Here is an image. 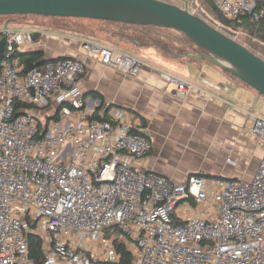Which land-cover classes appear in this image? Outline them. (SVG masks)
<instances>
[{
    "label": "built area",
    "instance_id": "obj_1",
    "mask_svg": "<svg viewBox=\"0 0 264 264\" xmlns=\"http://www.w3.org/2000/svg\"><path fill=\"white\" fill-rule=\"evenodd\" d=\"M210 1L232 23L264 16V0ZM2 39L0 264H35L31 233L43 239L41 264H118L114 240L131 250V264H264V118L252 122L262 155L250 180L191 174L176 182L142 172L136 163L152 149L143 119L124 107L90 105L78 84L84 62L62 57L25 71L15 54L33 33L4 24ZM84 47L126 75L145 66L107 44ZM160 75L180 98L201 92ZM182 205L195 213L184 217Z\"/></svg>",
    "mask_w": 264,
    "mask_h": 264
},
{
    "label": "crops",
    "instance_id": "obj_2",
    "mask_svg": "<svg viewBox=\"0 0 264 264\" xmlns=\"http://www.w3.org/2000/svg\"><path fill=\"white\" fill-rule=\"evenodd\" d=\"M88 21L98 27V33L112 27L100 20ZM6 25L37 33L24 50L42 51L47 59L72 57L84 62L85 72L78 84L90 105L124 107L143 119L152 149L136 163L140 171L158 173L176 182L185 181L191 174L222 182L253 177L262 146L252 136L251 128L254 117L264 118V97L216 65L191 56L163 57L157 48H150L135 56L145 66L136 76H130L88 56L85 42L107 44L96 33L75 31L48 20ZM161 71L195 84L201 92L192 91L180 98L175 86L162 79ZM202 79L223 88L207 87ZM181 210L188 217L196 209L182 205Z\"/></svg>",
    "mask_w": 264,
    "mask_h": 264
},
{
    "label": "water",
    "instance_id": "obj_3",
    "mask_svg": "<svg viewBox=\"0 0 264 264\" xmlns=\"http://www.w3.org/2000/svg\"><path fill=\"white\" fill-rule=\"evenodd\" d=\"M15 14L87 18L173 29L201 49L199 53L187 55L211 62L264 96V59L197 14L174 3L164 0H0V15ZM4 47L5 39H2L0 60ZM55 59L44 57L41 64Z\"/></svg>",
    "mask_w": 264,
    "mask_h": 264
},
{
    "label": "trees",
    "instance_id": "obj_4",
    "mask_svg": "<svg viewBox=\"0 0 264 264\" xmlns=\"http://www.w3.org/2000/svg\"><path fill=\"white\" fill-rule=\"evenodd\" d=\"M164 1L177 4L182 8L191 9L194 14H197L198 16L206 20L205 17L201 13H198L196 10L198 7L197 1H195L197 5L196 9L195 7L188 4V0H164ZM203 2L207 5V9L210 11V13L214 15L215 19L219 21L218 26L213 25L215 28L221 30L223 33L232 37L235 40H238L236 38L237 30H239L238 32H245L249 37V40L247 41L245 46L249 50L259 49L262 52V58L264 59V16L259 20H250L248 17H245L240 23H232L227 17H225L220 11H218L214 7V5L210 0H203ZM0 16L23 17L26 15L15 14V15H0ZM35 16H41V15H35ZM42 17L63 18V17H54V16H42ZM100 21L105 22L110 26L113 25L115 27L103 31L108 36L107 40L113 38L115 40L114 43L127 42V43H134L139 46L153 45L157 49L161 50L163 57L166 56L171 58H176L179 56L180 57L187 56L190 58L191 55H187V53L190 52L196 54L201 51V49L198 48L196 45H194L185 35L173 29L161 28L151 25L140 26V25L126 24V23H120L114 21H105V20H100ZM207 22L210 23V21ZM210 24L212 25V23ZM123 26L132 27L134 29L139 28L142 30V32L138 36L132 35L130 32L122 29L121 27ZM153 31L166 32V35H168V39L164 40L167 37L166 35L161 36L158 39H155L153 36H151V32ZM36 38H37V33L34 32L33 39ZM188 48L190 49L187 50ZM15 57L17 58L19 65L22 66L25 71L36 66H41L42 65L41 60L44 58L42 51H34V50H28L27 52L17 51ZM191 57L195 58L194 56ZM223 71L226 72L225 70ZM226 73L230 77L238 79L229 72ZM238 80L241 81L240 79ZM42 243H43V239L37 234L31 233L29 235V255L30 258L34 260L35 264H41L44 260L45 254L43 252ZM114 245L116 247L117 252L120 255V261L118 264H131L132 262L131 250L125 244L120 243L117 240H114Z\"/></svg>",
    "mask_w": 264,
    "mask_h": 264
},
{
    "label": "rangeland",
    "instance_id": "obj_5",
    "mask_svg": "<svg viewBox=\"0 0 264 264\" xmlns=\"http://www.w3.org/2000/svg\"><path fill=\"white\" fill-rule=\"evenodd\" d=\"M192 0H188V4L195 7H197V12L201 13L205 19L207 21H210V23H212V25L214 26H218V22L214 15L212 13H210V11L207 9V5L203 2V0H197V5L196 2L191 3ZM42 20H48L49 23L52 22V24L55 25H64L67 26L69 29H73L75 31H83V32H87V33H91V34H95L99 37H103L102 39L104 41H106L107 45H110L114 48H119L121 51L128 53L130 55L133 56H137L140 53L143 52V49H150V48H156L153 45H144L140 47H136L133 43H127V42H122L119 45H116L114 43V39L111 38L110 40L108 39V36L105 34V32L102 33H98L97 32V26L94 25H90V22L88 21L89 19L87 18H75V17H63V18H49V17H42V16H35V15H26L23 17H18V16H0V26L3 24H13V23H22L24 25H32V23H38V22H42ZM94 24V23H93ZM110 26V25H107ZM113 26V25H111ZM109 28H115L113 27H109ZM122 29L130 32L132 35H139L141 34L142 30L141 29H134L132 27H126L123 26L121 27ZM239 30H237V34H236V38L238 39L237 41L240 42L243 45H246L247 41L249 40L248 35L245 32H238ZM166 32L164 31H153L151 32V36H153L155 39L160 38L161 36H165ZM167 37L164 39H168V35H166ZM180 48V47H178ZM190 48H188L187 50H189ZM159 50V49H157ZM185 50V49H184ZM160 53L162 54L161 50H159ZM253 51L255 54H258L259 56L262 57V52L259 49H253L251 50ZM163 56V55H162ZM166 57V56H165ZM262 96V95H261ZM264 97V96H263ZM40 234L42 235H46V232L44 231H39Z\"/></svg>",
    "mask_w": 264,
    "mask_h": 264
}]
</instances>
